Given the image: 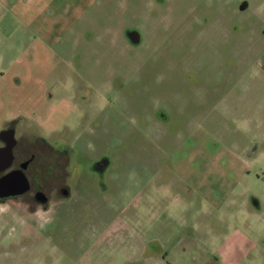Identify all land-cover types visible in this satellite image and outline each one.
Listing matches in <instances>:
<instances>
[{
	"label": "rangeland",
	"instance_id": "rangeland-1",
	"mask_svg": "<svg viewBox=\"0 0 264 264\" xmlns=\"http://www.w3.org/2000/svg\"><path fill=\"white\" fill-rule=\"evenodd\" d=\"M92 1L68 34H0V130L37 127L72 173L46 211L0 206V264H264V0ZM85 112L106 125L77 133Z\"/></svg>",
	"mask_w": 264,
	"mask_h": 264
},
{
	"label": "flooded vegetation",
	"instance_id": "flooded-vegetation-1",
	"mask_svg": "<svg viewBox=\"0 0 264 264\" xmlns=\"http://www.w3.org/2000/svg\"><path fill=\"white\" fill-rule=\"evenodd\" d=\"M130 41L133 45H140L142 40L134 31L130 34ZM71 94L73 96L68 95L69 97L63 98V104L66 106L65 114L68 115L78 106L76 101V95H79L78 90L74 89ZM163 112L160 114L161 119L166 120L167 117ZM97 114L96 116H100L99 119L92 120L89 112L83 113L77 125L78 128L76 127L77 133H80L85 125H87L86 127L95 126L98 128L106 125V122H101L104 113ZM65 123L63 122L61 126ZM38 125L41 127L40 123ZM19 126V121L14 118L7 121L0 130V181L7 177H23L27 181V188L24 191L23 188L17 186L6 191L0 188V206L14 209L18 206L29 214L39 213L50 209L60 200L70 197L71 186L68 184V179L72 173L68 170L70 163L68 148H57L55 142L44 138L37 127L33 129V125L24 131L20 130ZM65 135L64 133L63 136L65 137ZM77 139L79 140V137ZM107 164L108 160L104 158L97 164V170L103 173ZM8 193L15 194L6 195ZM252 201L255 212L250 214L259 216L262 213V205L256 198ZM246 210L247 206L245 205L244 211L246 212ZM124 223L126 226V222ZM114 224L115 219L113 218H108L102 224H95L92 243H98L101 239L105 243H109L110 238L116 237V231L111 232V228L113 226L115 228ZM124 232L125 229L118 231V236Z\"/></svg>",
	"mask_w": 264,
	"mask_h": 264
},
{
	"label": "crops",
	"instance_id": "crops-1",
	"mask_svg": "<svg viewBox=\"0 0 264 264\" xmlns=\"http://www.w3.org/2000/svg\"><path fill=\"white\" fill-rule=\"evenodd\" d=\"M94 2H96V0L87 4V11L92 8ZM82 7V0H72L70 2H66L65 0H0V27L3 24H7V18H10L8 19L10 20L8 24L11 26L4 27L3 31L0 28V34H26L27 38H29V35L35 34V27L33 24L38 20L36 19L37 17L44 18L39 20V23L40 21L42 22V20H46L47 17H52L54 24L50 27L46 35H53L52 32L55 30H58L59 33L68 34L67 32L69 30L72 31L76 26V18L83 12ZM37 30L39 31L40 27H37ZM1 66L0 76L3 74ZM23 84L24 81H21V85ZM225 98H228V94L224 96V99ZM241 99H243V96ZM245 122L250 123L252 120L247 119Z\"/></svg>",
	"mask_w": 264,
	"mask_h": 264
},
{
	"label": "water",
	"instance_id": "water-1",
	"mask_svg": "<svg viewBox=\"0 0 264 264\" xmlns=\"http://www.w3.org/2000/svg\"><path fill=\"white\" fill-rule=\"evenodd\" d=\"M26 179L23 177H7L4 180L0 181V188L2 190H9L11 187L17 186L23 188L24 191L27 188ZM15 194V193H8L6 195Z\"/></svg>",
	"mask_w": 264,
	"mask_h": 264
}]
</instances>
